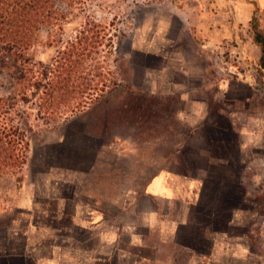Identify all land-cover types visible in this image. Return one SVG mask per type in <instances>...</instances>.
<instances>
[{
  "label": "rangeland",
  "instance_id": "1",
  "mask_svg": "<svg viewBox=\"0 0 264 264\" xmlns=\"http://www.w3.org/2000/svg\"><path fill=\"white\" fill-rule=\"evenodd\" d=\"M55 10L57 20L40 29L27 52L32 59L24 65L27 79L37 77L44 84L53 77L47 74L48 68L55 71L65 64L64 59L80 58L76 77L93 89L71 106L59 104L52 117H46L42 107L48 97L41 90H33L26 82L16 87L10 72L0 73L1 96H12L16 88L27 90L26 101L20 96L10 102L14 109L9 125L21 129L26 148L20 169L0 174V264H24L19 260L28 234L23 224L32 223L34 215L17 208L19 196L30 183L25 175L47 171L48 159L58 158L49 151L51 144L66 142L71 150L80 147L82 159L90 161L96 158L103 129L105 143L129 137L143 145L146 123L152 121L155 138H160L161 127H168L163 149L167 143L168 153H174L182 138L178 134L187 133L174 120L181 106L174 97H147L131 83L165 62L206 68L207 80L200 88L218 117L211 122L216 127L207 125L201 147L207 156L232 162L231 169H211L216 178L223 174L229 181L232 176V182L224 186L228 197L213 199V214L198 215L199 222L210 219L208 233L217 238L216 258L209 264H264V172L261 177L256 168L246 171L240 166L248 159L264 162V54L254 43L252 28L256 24L264 36V0H57ZM78 102L86 103L70 112ZM220 113L232 115L231 133L228 121L218 119ZM74 117L77 126L69 122ZM67 125L72 134L60 137ZM246 128L248 135L239 132ZM163 152L158 148L153 154ZM140 162L143 165V159ZM131 185L141 192L143 183ZM126 239L122 237L123 254ZM182 242L197 251L208 249L197 232ZM174 255L165 254L164 264H191L180 253Z\"/></svg>",
  "mask_w": 264,
  "mask_h": 264
},
{
  "label": "crops",
  "instance_id": "2",
  "mask_svg": "<svg viewBox=\"0 0 264 264\" xmlns=\"http://www.w3.org/2000/svg\"><path fill=\"white\" fill-rule=\"evenodd\" d=\"M204 72L206 68L199 64L165 62L159 69L148 70L144 78L132 79V87L144 90L147 97H174L181 106L174 120L187 131V139L185 134H178L182 138L172 154L168 153L167 143L163 149V135L168 134V127H161L160 138H155L157 130L153 129L152 121L146 123L143 145L129 137L105 143L103 129L98 137L96 158L90 161L82 159L80 147L71 150L66 142L50 145L49 151L58 158L48 159L47 171L25 175L30 183L19 196L17 208L34 215L32 223L23 224L28 234L20 261L164 264L169 252L180 253L191 264L215 260L217 238L208 233L210 219L199 222L198 215L203 211L213 214V199L228 197L224 186L232 182V176L229 181L223 174L216 178L211 169L225 171L231 169L232 162L207 156L201 147L207 125L216 127L211 122L218 115L213 114L209 97L200 88L207 80ZM216 97L212 95L213 100ZM219 115L218 119L228 121L231 133L232 115ZM76 117L69 120L74 126L79 125L73 120ZM68 125L64 132H59L60 137L72 134ZM239 132L249 133L248 128ZM158 148L164 152L155 156L153 152ZM187 151L192 155L186 154ZM240 166L246 171L249 167L256 168L263 177L261 160L248 159L240 162ZM136 182L143 183L140 193L131 187ZM195 232L207 243L205 252L182 242ZM122 237H127L124 254ZM138 250L145 255L138 257Z\"/></svg>",
  "mask_w": 264,
  "mask_h": 264
},
{
  "label": "trees",
  "instance_id": "3",
  "mask_svg": "<svg viewBox=\"0 0 264 264\" xmlns=\"http://www.w3.org/2000/svg\"><path fill=\"white\" fill-rule=\"evenodd\" d=\"M56 1L0 0V73L10 72L12 79L16 82V87L26 82V85L32 87L33 90L37 92L41 90V95L48 97L47 103L42 107L46 117H52L53 109L62 104L73 105L72 101L81 99L87 91L93 89L92 85L84 84V80L76 77L79 67L77 61L80 58L73 59V61L70 58L64 59L65 64L59 65L55 71L48 68L47 74H51L53 77L44 84L37 77L30 76L27 79L24 65H29L32 62V59L27 56V52L36 43L40 29L57 20ZM252 28L254 29V43L264 54V36L256 24H253ZM66 51L64 50V55L67 53ZM81 55L82 53L78 57ZM55 63L57 64V61ZM53 72L57 74L55 75ZM15 91L16 93L10 97L0 95V174L20 169L25 164L23 152L26 147H24L21 129L9 125V122H12L10 115L14 109V105L10 102L20 96L26 101L27 90L22 87V89L16 88ZM89 96L93 97V95ZM88 99L86 98V100ZM85 103L78 102L76 106L71 107L70 112L81 110Z\"/></svg>",
  "mask_w": 264,
  "mask_h": 264
}]
</instances>
